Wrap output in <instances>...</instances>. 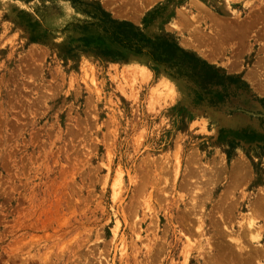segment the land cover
Instances as JSON below:
<instances>
[{
	"label": "rangeland",
	"instance_id": "rangeland-1",
	"mask_svg": "<svg viewBox=\"0 0 264 264\" xmlns=\"http://www.w3.org/2000/svg\"><path fill=\"white\" fill-rule=\"evenodd\" d=\"M256 202L264 0H0V264H248Z\"/></svg>",
	"mask_w": 264,
	"mask_h": 264
},
{
	"label": "bare ground",
	"instance_id": "bare-ground-1",
	"mask_svg": "<svg viewBox=\"0 0 264 264\" xmlns=\"http://www.w3.org/2000/svg\"><path fill=\"white\" fill-rule=\"evenodd\" d=\"M252 208L254 211H257L258 209H264V203L256 202V203L252 204ZM250 210H251V208H250ZM251 221H252V219H251ZM251 221H250V227L248 226L249 227L248 233L249 234L251 233V238L253 239L252 241L254 242V240H256L255 242L258 244L248 248L247 246L245 247L244 245H242L241 241L236 240V243H237V246L239 248L238 250L240 251V254L246 255L245 256L246 258L244 257L245 258L244 260H246V263L253 264L254 262L256 263V261H257V263L260 264V263L264 262L261 260V258H264V243H263V241H261L262 240L261 239V233L259 232V234H258V232H256L257 228H256V226H254L255 224L252 223ZM248 233H247V235H248ZM262 236H264V235H262ZM241 258H243V256ZM244 263H245V261H244Z\"/></svg>",
	"mask_w": 264,
	"mask_h": 264
},
{
	"label": "trees",
	"instance_id": "trees-1",
	"mask_svg": "<svg viewBox=\"0 0 264 264\" xmlns=\"http://www.w3.org/2000/svg\"><path fill=\"white\" fill-rule=\"evenodd\" d=\"M172 46H175V47L178 49L177 44L173 43ZM166 55H167V57H168L169 59H175V58H176V56H175L174 54H167V53H166ZM183 56H184V57H189V55H188L187 52H185V51H183ZM183 59H184V58H183Z\"/></svg>",
	"mask_w": 264,
	"mask_h": 264
}]
</instances>
